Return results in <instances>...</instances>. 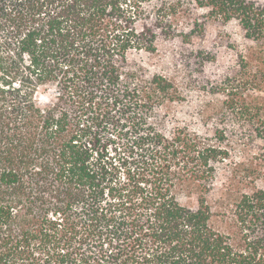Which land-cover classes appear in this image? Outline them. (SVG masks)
I'll list each match as a JSON object with an SVG mask.
<instances>
[{
  "label": "trees",
  "instance_id": "trees-1",
  "mask_svg": "<svg viewBox=\"0 0 264 264\" xmlns=\"http://www.w3.org/2000/svg\"><path fill=\"white\" fill-rule=\"evenodd\" d=\"M0 73V264H264V0H0Z\"/></svg>",
  "mask_w": 264,
  "mask_h": 264
},
{
  "label": "rangeland",
  "instance_id": "rangeland-1",
  "mask_svg": "<svg viewBox=\"0 0 264 264\" xmlns=\"http://www.w3.org/2000/svg\"><path fill=\"white\" fill-rule=\"evenodd\" d=\"M223 34L228 35L231 38V40L234 41L241 37L242 32L240 28L236 25L225 27L218 22H210L207 27V32H206L203 42L205 45L215 47L216 40L219 39V36ZM158 48H159V53L155 57L154 56L148 57L146 56V54H138V53H135L134 51H131L128 55L129 60L133 61L136 59H142V60H146L147 64L150 66H153V67H155L154 65L159 66L161 60L165 58L164 56L168 55L170 51V46H168V44H166L164 41L160 40L158 42ZM229 54L230 53L228 49H221L218 54V59L227 60L230 57ZM57 94H58V91L55 86H50L48 89H45V90L42 88H39L36 94V100L42 105L51 104L54 98L57 96ZM114 134L115 133H113V131L110 128L104 129V127H102V132L100 136L102 138V142H101V145L99 146L100 149L97 148V150H99L101 154L102 152H104L106 155L108 154L112 158L113 162L116 161L115 164L122 165L124 161L123 159L126 158L125 154L127 153H124L125 150L122 145L123 143L120 140H116L114 139V137H112V135ZM123 168L125 169V167ZM124 169L121 170L120 173L118 172V176L120 177L123 176Z\"/></svg>",
  "mask_w": 264,
  "mask_h": 264
}]
</instances>
